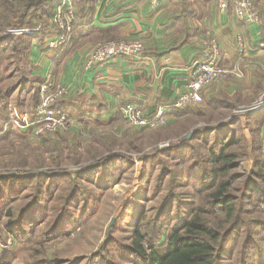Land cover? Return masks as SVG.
Wrapping results in <instances>:
<instances>
[{"label": "rangeland", "instance_id": "374dc122", "mask_svg": "<svg viewBox=\"0 0 264 264\" xmlns=\"http://www.w3.org/2000/svg\"><path fill=\"white\" fill-rule=\"evenodd\" d=\"M16 2L18 0H0V24L3 26L0 37H10L12 45L17 42L23 46L27 58L33 40L36 41L41 31L39 35L12 32L34 29L38 25L42 30L41 24L46 20H35L34 12L27 18L32 23L15 27L19 16L24 15ZM7 23L16 25L4 28ZM4 47L0 49V264H45L42 261L48 264H52L51 261L54 264H135L124 247L131 246L136 229L141 233L151 230L155 218L164 228L172 227L178 203L180 210L176 213L187 219L189 207L196 201L194 191L201 186L199 179L208 169L214 168L201 161L208 157L210 145L206 150L192 152L193 145H198L201 137L190 143L188 150H168L181 139L188 138L190 130L204 127V124L214 127L239 117L228 131L206 137L209 143L216 136L220 141L234 137V144L227 151L238 155L233 160L237 166L224 178L238 177L228 191L236 203L243 199L244 176L253 165L252 131L256 129V124L248 118H256L264 111V67L258 75L262 85L240 95L239 101L234 102L235 109L213 115L210 121L196 119L180 136L164 133L163 129L146 131L126 124L120 128V134L119 131H102L81 135L71 127L32 137L9 125L13 107L21 113L30 112L32 109L24 108L30 104L34 109L38 101L36 90L31 98H24L25 87L30 83L26 81L32 78L27 67L17 63L10 46ZM254 137L256 141L264 140L261 136ZM199 153L206 158L196 156L193 159V155ZM259 154L264 160L263 146ZM106 159L110 161L104 164ZM95 165L101 167L91 169ZM54 173L68 176L55 178ZM164 203V210L173 216L172 220L159 218ZM236 218L247 225L250 216L235 212L232 220ZM112 219L114 223L110 227ZM109 227L110 244L93 258L104 244ZM245 231L246 228L238 227L234 232L236 237L233 236L232 247L225 250L224 264L240 262ZM251 261L254 264L258 261L253 254Z\"/></svg>", "mask_w": 264, "mask_h": 264}, {"label": "crops", "instance_id": "0c3cea01", "mask_svg": "<svg viewBox=\"0 0 264 264\" xmlns=\"http://www.w3.org/2000/svg\"><path fill=\"white\" fill-rule=\"evenodd\" d=\"M86 2L83 0L81 5ZM89 2V11L74 3L76 21L66 46L54 51L46 48V40L55 33L50 29L43 42L41 35L33 40L27 53L32 79L22 89L26 99L36 90L38 101L39 87L47 76L54 84L66 87L69 93L58 107L73 119L75 133L119 131L126 127L120 108L127 104L139 107L148 118L158 108L167 109L168 121L163 130L170 126L189 129L196 119L204 121L210 103H234L249 89L262 85L258 75L264 67V50L259 47L264 40V0H252L259 22L250 25L235 17L233 0L224 13L218 11L216 0H158L156 7L149 0ZM210 38L219 45L221 65L238 70L241 76L204 89L201 105L169 110L189 83L193 63L202 58L203 42ZM131 40L143 44L139 58H121L84 71V60L97 42ZM27 106L23 108L33 109ZM203 126L190 130L189 136L208 127ZM261 137L264 139V132ZM262 144L264 147V140Z\"/></svg>", "mask_w": 264, "mask_h": 264}, {"label": "trees", "instance_id": "16d2710c", "mask_svg": "<svg viewBox=\"0 0 264 264\" xmlns=\"http://www.w3.org/2000/svg\"><path fill=\"white\" fill-rule=\"evenodd\" d=\"M58 1L59 0H18L16 3L19 8L24 10V15L19 16L18 25L7 23L4 25V28H9L12 25H16L15 27L27 26L33 22L29 20L27 21V18L31 17L35 12V15L33 16L35 20H46L44 24H41L43 27L40 34V40L43 42L49 29L51 31L54 30V27H52L47 20L50 19ZM72 1L73 3H77L80 9H87V11L90 10V0H87L84 6L81 5L83 0ZM1 28H3V26L0 24V30ZM68 43L69 40H67L63 46H66ZM12 44L13 42L10 37H0V49H4V46L9 45L13 54L17 56V63L27 67L28 60L25 55L26 49L23 46L18 45L17 42H15L14 45ZM236 105L237 104L230 101L210 103L205 110V117L203 119L210 121L209 119L211 116L219 114L223 115L224 112L222 111L233 110ZM237 118L239 117H234L232 121L224 122L214 127H207L197 132L194 131L191 137L188 139H181L177 144L172 145L168 149L170 152L176 150L179 151L180 149L188 150L190 147L189 144L195 141L196 138L201 137L202 140L197 143L198 145H193L192 152L194 153L195 149L206 150V146L210 145L207 150L208 157L206 158V155H203L202 157V153H199L200 155H193V159L197 158L196 156L202 159L206 158L201 161L207 163V165L212 164V167L214 168L208 169L199 179L201 186L194 191V198L196 197V201L192 203L191 208L189 207V215L187 219L180 217L176 213H179L180 210V203H178L177 210L173 215L175 216V224L172 227L166 226L164 228L162 226L164 224L161 223V225V221L159 222V219L155 218L153 225L151 224V230L141 233L136 229L131 246L124 247V249L127 250L128 255L133 258V263L224 264L225 250L232 247L231 243H234V237H236L234 232L238 227H244L246 228V231L241 247L242 258H240V262L237 264H254L251 261L252 254L255 257V261L258 260L256 264H264V160L261 159L259 154L262 142L256 141L257 139L254 137L255 135L258 137L261 136V132L263 131L264 111H261L256 118H248L249 121L252 120L256 124V129L252 131L253 138L251 153L253 155V165L248 174L244 176L242 186V198L244 200L240 199L239 204L236 203L235 197L228 191L230 185L234 183L238 177L231 175L224 178L229 170L236 168L237 166L233 160L238 155L230 154L227 151L229 147L233 146L234 137L230 136L227 138V141H220V139H218L219 137H217L220 133L228 131L235 122L239 121ZM159 130H161V128L150 131L158 132ZM162 131L164 133H171L175 137L176 135L180 136V134L185 133L187 127L170 126ZM211 133L216 134L217 136L211 143H209L206 136ZM108 159H106L107 161L105 160L106 162H104V164H107L110 161ZM194 164L195 163H193V165ZM100 167L101 165H95L91 169ZM87 170L90 169H86V171ZM83 172L85 173V171ZM52 176L55 178H66L68 175L54 173ZM190 198L193 199V197ZM165 204L166 203L160 208L162 211L159 218L162 219L167 217L172 220L173 216L164 210ZM235 212L238 214L244 213L249 215L250 219L248 224L245 225V223L240 222L237 218L232 220ZM8 230L11 231V228ZM110 231L111 230L107 233V238L104 244L102 243L100 250L93 256V258L100 255L103 248L110 244V241L112 240ZM42 262L48 264L47 261ZM49 263L54 264V261Z\"/></svg>", "mask_w": 264, "mask_h": 264}, {"label": "built area", "instance_id": "2783aa9c", "mask_svg": "<svg viewBox=\"0 0 264 264\" xmlns=\"http://www.w3.org/2000/svg\"><path fill=\"white\" fill-rule=\"evenodd\" d=\"M107 4H120L125 0H103ZM153 7L158 0H149ZM232 0H216L220 13L227 11ZM234 15L244 24L250 25L259 22L258 12L252 0H233ZM50 25L54 27V35L46 40V48L54 51L60 49L69 39L76 21L75 6L72 0H59L50 17ZM41 26L34 29L15 30L12 34L39 35ZM264 50V40L259 44ZM143 53V44L140 40L131 41H102L97 42L92 51L86 56L83 69L90 71L114 60L133 57L139 58ZM202 58L196 60L191 69V79L175 98L171 111H180L190 106L203 103L201 92L211 85L229 77L239 78L241 73L234 68L221 65L219 45L214 39L203 42ZM69 90L61 85L54 84L49 76L39 87L38 103L31 112L21 113L13 107L9 125L14 130L21 131L32 137H41L58 130H67L75 125L73 119L58 107L59 101L66 97ZM120 114L126 124L139 130H155L167 124V109L158 108L150 118L145 117L142 110L132 104L120 108Z\"/></svg>", "mask_w": 264, "mask_h": 264}, {"label": "water", "instance_id": "95a60500", "mask_svg": "<svg viewBox=\"0 0 264 264\" xmlns=\"http://www.w3.org/2000/svg\"><path fill=\"white\" fill-rule=\"evenodd\" d=\"M113 223H114V219H112V221L110 223V227L112 226ZM110 227H109L108 231L110 230Z\"/></svg>", "mask_w": 264, "mask_h": 264}, {"label": "bare ground", "instance_id": "6f19581e", "mask_svg": "<svg viewBox=\"0 0 264 264\" xmlns=\"http://www.w3.org/2000/svg\"><path fill=\"white\" fill-rule=\"evenodd\" d=\"M132 194V193H131Z\"/></svg>", "mask_w": 264, "mask_h": 264}]
</instances>
